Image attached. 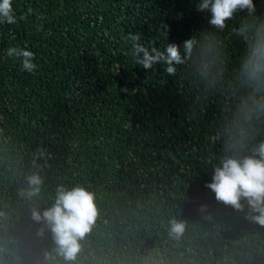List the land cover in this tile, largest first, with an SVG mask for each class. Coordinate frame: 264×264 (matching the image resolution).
Listing matches in <instances>:
<instances>
[{"label": "trees", "instance_id": "1", "mask_svg": "<svg viewBox=\"0 0 264 264\" xmlns=\"http://www.w3.org/2000/svg\"><path fill=\"white\" fill-rule=\"evenodd\" d=\"M200 2L12 0L16 22L0 23V264H264L246 201L237 212L206 187L224 156L264 141V0L222 31ZM130 32L149 52L193 46L174 74L146 70ZM10 47L34 53V73ZM33 174L43 183L28 198ZM60 186L86 188L98 210L73 262L31 215Z\"/></svg>", "mask_w": 264, "mask_h": 264}, {"label": "clouds", "instance_id": "2", "mask_svg": "<svg viewBox=\"0 0 264 264\" xmlns=\"http://www.w3.org/2000/svg\"><path fill=\"white\" fill-rule=\"evenodd\" d=\"M247 10L249 14L255 12L253 0H201L197 11L209 12V24L212 28L223 30L226 21L231 20L238 11ZM16 17L13 13L12 0H0V23L14 24ZM139 34L129 33L126 40L131 43L132 55L135 63L144 69H151L154 64L163 62L167 65L165 71L169 74L176 72L174 65L182 63V58L193 46V40L183 41V52L180 45L169 43L164 51L156 47L149 52L148 48L139 41ZM143 53L141 56L140 54ZM7 55L21 60L23 71L34 73L37 69L34 63V53L27 48L10 47ZM29 188L21 195L28 198L35 197L41 190L43 183L38 174L28 178ZM206 187L215 194V199L237 212L249 210V218L264 226V141L253 148L251 155L242 158L224 156L219 166L214 168V174ZM242 201H246L242 203ZM98 210L94 203V194L82 186L66 189L60 186L56 190L55 201L51 207L32 209V219L41 223L43 234L46 227L53 235L57 245V252L65 261L73 262L81 250L79 241L91 231L97 218ZM170 234L179 238L184 232V223L172 220Z\"/></svg>", "mask_w": 264, "mask_h": 264}]
</instances>
